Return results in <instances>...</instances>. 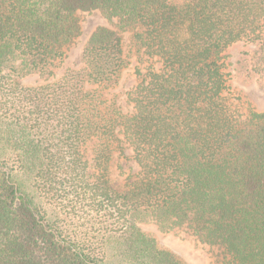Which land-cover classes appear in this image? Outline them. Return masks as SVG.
Wrapping results in <instances>:
<instances>
[{
    "label": "trees",
    "instance_id": "obj_1",
    "mask_svg": "<svg viewBox=\"0 0 264 264\" xmlns=\"http://www.w3.org/2000/svg\"><path fill=\"white\" fill-rule=\"evenodd\" d=\"M94 10L135 29L150 62L131 111L107 95L128 65L115 29L96 28L83 66L54 80L5 72L20 58L45 73ZM239 42L264 86V0H0V264H186L149 218L221 244L226 264H264V111L222 58ZM125 144L139 170L117 190Z\"/></svg>",
    "mask_w": 264,
    "mask_h": 264
},
{
    "label": "rangeland",
    "instance_id": "obj_2",
    "mask_svg": "<svg viewBox=\"0 0 264 264\" xmlns=\"http://www.w3.org/2000/svg\"><path fill=\"white\" fill-rule=\"evenodd\" d=\"M77 17L81 24V34L64 47V56L57 59L43 73L29 70L20 58H12L6 63L5 72L25 85H36L47 80L58 78L66 65L79 68L83 66V51L91 34L99 26L117 30L123 37V47L128 57V65L121 71L118 80L108 90V97L113 98L117 106L125 112L132 110L128 93L138 83V68L145 70L150 63L147 55L136 46L135 29L122 28L118 18L106 16L100 10L80 11ZM249 46L243 42L231 45L222 53L226 63L228 84L239 93L242 103L254 111H264V86L258 80L249 65L246 51ZM125 154L117 153L111 167L112 185L117 190L125 188L130 176L139 170L137 162L132 157V150L125 144ZM78 218V216H73ZM147 233L153 235L158 243L174 250L186 264H226L228 256L221 244L202 241L187 225L173 229H165L156 219L149 218L139 224Z\"/></svg>",
    "mask_w": 264,
    "mask_h": 264
}]
</instances>
